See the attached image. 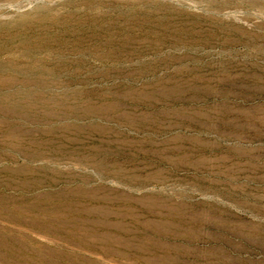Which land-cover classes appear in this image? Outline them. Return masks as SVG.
<instances>
[{
  "label": "rangeland",
  "instance_id": "374dc122",
  "mask_svg": "<svg viewBox=\"0 0 264 264\" xmlns=\"http://www.w3.org/2000/svg\"><path fill=\"white\" fill-rule=\"evenodd\" d=\"M0 264H264V0H0Z\"/></svg>",
  "mask_w": 264,
  "mask_h": 264
}]
</instances>
